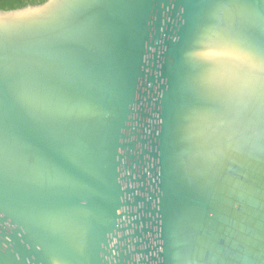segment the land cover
<instances>
[{
    "label": "water",
    "instance_id": "obj_1",
    "mask_svg": "<svg viewBox=\"0 0 264 264\" xmlns=\"http://www.w3.org/2000/svg\"><path fill=\"white\" fill-rule=\"evenodd\" d=\"M78 3L0 10V264H264V105L201 83L251 61L190 51L264 0Z\"/></svg>",
    "mask_w": 264,
    "mask_h": 264
},
{
    "label": "snow or ice",
    "instance_id": "obj_2",
    "mask_svg": "<svg viewBox=\"0 0 264 264\" xmlns=\"http://www.w3.org/2000/svg\"><path fill=\"white\" fill-rule=\"evenodd\" d=\"M42 2L50 5L42 21L51 19L58 10L80 6L78 0H42ZM215 7L218 9V18L231 16L235 12L241 20L256 24L262 34L261 38H257L250 33L239 31L234 26V22L229 23L225 20L223 24L205 29L197 38L196 46L190 50L214 47L240 50L247 54L250 63L207 64L201 76V83L217 90L231 106L233 119L228 123L235 125L243 108L252 103L264 105V17L257 20L255 9L247 3H220ZM60 107L68 113L76 112L78 109V105L70 100L62 102ZM200 117L201 114L198 113H193L191 116L192 119Z\"/></svg>",
    "mask_w": 264,
    "mask_h": 264
},
{
    "label": "trees",
    "instance_id": "obj_3",
    "mask_svg": "<svg viewBox=\"0 0 264 264\" xmlns=\"http://www.w3.org/2000/svg\"><path fill=\"white\" fill-rule=\"evenodd\" d=\"M43 3L42 0H0V10H15L30 5H41Z\"/></svg>",
    "mask_w": 264,
    "mask_h": 264
}]
</instances>
